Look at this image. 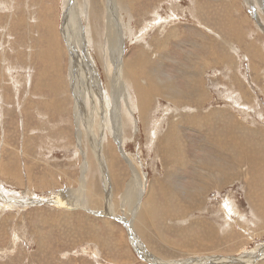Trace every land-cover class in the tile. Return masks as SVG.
Segmentation results:
<instances>
[{"label": "rangeland", "instance_id": "obj_1", "mask_svg": "<svg viewBox=\"0 0 264 264\" xmlns=\"http://www.w3.org/2000/svg\"><path fill=\"white\" fill-rule=\"evenodd\" d=\"M99 1L103 5L100 14L96 15L92 7L96 0H73L71 7L68 0H0V264H176L175 261L188 264L181 263L183 257H204L202 261L207 264H214V259H229L226 264H264V169L259 167H264V60L251 59L254 53L250 47L257 42L264 53V0ZM108 4L116 10L113 11L116 28L111 35L106 29ZM66 12L74 15L76 24L71 26L76 33L75 46L69 35H63L68 23ZM244 16L250 23L244 22L240 35L234 31L241 29L240 20ZM50 21L56 27L57 44L60 51L63 49V55L57 52V57L44 65L36 52L48 49L50 32L47 23ZM227 38H231L230 42ZM112 41L121 44L122 51L117 50L116 61L109 54ZM217 44L224 48V60H228L218 62L211 55L214 50L221 52ZM140 54L148 58L141 77L144 85L152 79L170 81L174 92L183 95L185 91L189 97L181 104L168 95L163 97L156 93L149 111L150 119H147L149 112L143 116L138 107L133 105L132 110L122 100L116 106L124 109L123 113L126 108L130 110L129 114L133 111L134 117L130 119L132 125L121 122L120 131L124 134L121 141L115 133L107 130L102 134L99 127H95L91 133L98 137L92 142L89 131L78 127L74 115L76 94L73 83L78 80L73 79V64L76 73L82 74L83 83L102 84L109 94L115 83H119L121 92L128 97L131 95L133 102L137 101L133 80L119 74L118 68L131 63L127 67L131 69L137 65L135 60ZM209 61L210 64L206 63ZM53 64L58 75L61 72L60 75L65 77L68 91L64 95L71 98V106L64 95L55 97L36 83L41 82L43 72L48 73L47 76L55 74ZM193 72L205 80L202 89L207 92L192 93L189 79L197 78ZM52 100H61V104L53 105ZM91 103L84 107L86 113L92 110ZM213 111L218 112V122L210 128L211 133L204 115ZM196 112L202 116L190 127L192 120L185 119ZM144 118L147 119L145 123ZM182 119L184 122L181 123ZM174 120L180 121L182 128L180 132L177 130L183 144L176 149L178 159H170L161 152L167 128ZM184 123L187 125H182ZM102 135L105 137L103 145L102 141L96 142ZM219 141L223 148L217 147ZM110 142L115 146L112 152ZM232 145L235 146L232 148ZM220 149H225V163L219 169L222 172H206L212 165H206L205 160L217 158ZM207 151H213L212 155ZM112 157L118 159L117 166L114 164L117 178L110 169L108 158ZM252 157L257 159L250 161ZM183 159L192 160L193 164H176ZM133 161L140 171L138 178L131 181ZM7 165L9 171L6 174L2 167ZM252 165L256 166L254 171L248 172ZM239 170L245 171L246 177ZM209 175L218 186L211 184ZM253 177L261 186L254 183ZM86 182L93 190L90 195L97 192L102 204L94 206L86 201L82 206L87 209L66 206L65 192L79 189ZM131 185L137 190L134 192L137 205L140 199L142 202L147 200L150 190L161 202L173 201L159 217L161 230L153 227L149 232L151 240L161 244L163 254L156 256L145 235L131 225L133 216L126 210L127 199L124 198ZM107 186L113 204L117 206L112 217L104 208L109 199ZM198 188L203 192H193ZM159 190L162 193H158ZM189 191V195L183 196L182 192ZM61 193V197L57 196ZM83 197L87 198L86 195ZM201 225L207 227L205 232L199 227ZM171 227L186 228L187 237L172 233ZM211 243L220 245L214 247ZM172 244L177 247L170 254ZM231 249L234 250L231 252ZM252 253L255 255L251 256ZM233 256L238 259L232 260ZM189 264L195 263L191 260Z\"/></svg>", "mask_w": 264, "mask_h": 264}, {"label": "bare ground", "instance_id": "obj_2", "mask_svg": "<svg viewBox=\"0 0 264 264\" xmlns=\"http://www.w3.org/2000/svg\"><path fill=\"white\" fill-rule=\"evenodd\" d=\"M13 1V0H12ZM73 0H68V2H69V5L68 6H70L71 5V2H72ZM104 0H102V2H103ZM116 1V0H115ZM118 1V0H117ZM123 2H127V1H129V2H132V3H135L137 0H122ZM244 1V0H243ZM77 2V1H76ZM245 2V1H244ZM128 4V3H127ZM253 4V3H252ZM102 5L103 4H101V2L99 1V0H96V2H95V4H94V6H92V7H94V13L96 14V15H98V14H100V11H101V9H102ZM115 5H116V2H115ZM122 5V4H121ZM73 6V5H72ZM78 6V5H77ZM108 7H106V9L108 10L107 11V21H106V29H107V34H112V33H114V29L116 28V24H115V19H116V16H115V14H114V10H113V7H112V5L111 4H108L107 5ZM116 6H118V5H116ZM128 6V5H127ZM126 6V7H127ZM71 7V6H70ZM135 8V5H134V7H133V9ZM92 9V8H91ZM119 9V8H118ZM74 11V10H73ZM116 11V10H115ZM67 12H69V11H67ZM67 12H66V18H65V20L67 19V28H66V26H65V28H64V30H63V32H64V34L63 35H69V37H70V39H71V43L73 44V42H74V44L76 45V33H75V30L72 28V26H71V24L73 23V25L75 26V20H73V14H71V12H70V14H67ZM93 14V13H92ZM117 14V13H116ZM119 14V13H118ZM117 14V15H118ZM73 15V16H72ZM246 16V15H245ZM244 16V18L242 19V20H240L241 21V26H240V30L239 29H237V30H235L234 32H236L237 34H240V33H243V31H242V29H243V24H244V22L245 21H247L248 23H250L249 21V19L248 18H246ZM76 17V16H75ZM118 19H119V17H117ZM117 19V20H118ZM221 22V21H220ZM219 22V23H220ZM124 23V22H123ZM48 24V30H49V32H50V38L48 39V49L45 51V50H43V51H39L38 52V54H37V52H36V56H38V55H40V58L42 59V62H43V64L45 65L46 63H47V61H53L52 59H54L55 58V56L57 57V52H59V55L61 56V55H63V49H62V51H60L59 50V44H57V40H58V33H57V30H56V27H55V25L53 26V22L52 21H50V22H48L47 23ZM247 24V23H246ZM79 26V25H78ZM222 26V25H221ZM251 27V26H250ZM125 28H126V26H125ZM221 29V28H220ZM235 29V28H234ZM258 32V31H257ZM228 34H231V32H228ZM116 35V34H115ZM241 35V34H240ZM239 35V36H240ZM107 36V35H106ZM105 36V37H106ZM244 36V35H243ZM229 37H230V35H229ZM238 37V36H237ZM111 38V37H110ZM113 38V37H112ZM224 38V37H223ZM223 38H221V39H223ZM239 38V37H238ZM264 38V37H263ZM262 38V39H263ZM228 39V38H227ZM229 39H231V38H229ZM228 39V40H229ZM232 39H233V37H232ZM235 39V38H234ZM227 40V41H228ZM236 41H237V38L235 39ZM240 40H242L241 39V37H240ZM232 41V40H231ZM113 43H111L110 44V46H111V52L109 51V54L111 53V57L110 58H112L114 61H116V59L118 58L117 56H119V55H116V53H118L117 52V50H120V51H122L121 50V44L119 45V43L118 42H116V41H112ZM229 42H230V40H229ZM242 42V41H241ZM241 42H240V44H241ZM244 42V41H243ZM252 43H254L253 41H252ZM257 43V42H256ZM252 44L250 47H252V51H253V53H254V56H252L251 57V59H253V60H256L257 58L258 59H260V61H262V60H264V53L261 51V49H260V46L259 45H257V44H259V43H257V44ZM73 44V45H74ZM198 44V43H197ZM74 45V46H75ZM118 45H119V47H118ZM201 45V44H200ZM249 45H250V43H249ZM80 46V45H79ZM109 46V47H110ZM199 46V45H198ZM203 47H204V45H202ZM247 46H248V44H247ZM70 47V46H69ZM72 47V46H71ZM105 47V46H104ZM107 47V46H106ZM202 47V48H203ZM207 47H209V46H206L205 48H207ZM55 48H56V50H55ZM79 48V47H78ZM216 48V47H215ZM217 48H219L220 50H221V52L220 53H217L215 50L213 51L214 52V54H211L212 56H214L215 57V59L218 61V62H222L223 60H224V58H225V56H226V52H225V50H224V48L220 45H218L217 44ZM145 49H147V48H145ZM72 50H73V48H72ZM81 50V49H80ZM203 50H205V49H203ZM74 52V51H73ZM80 52V51H79ZM205 53H207L206 51H204ZM56 53V54H55ZM104 53V52H103ZM81 54V53H80ZM83 54V53H82ZM119 54V53H118ZM211 56V57H212ZM210 57V58H211ZM76 58H77V60H78V57L76 56ZM58 60V59H57ZM225 60H228V59H225ZM224 60V61H225ZM74 61V60H73ZM136 62V64L137 65H135V66H132L131 67V69H128L127 67L131 64L130 62V64H126V67H124L123 68V66H120L118 69V73L119 74H121L122 73V75H124V76H126L127 78H129V79H132L133 80V82H132V84H133V86H134V88H135V94H136V99H137V101H133L132 102V99H133V97L130 95L129 97L124 93V92H121V86L120 85H118L119 83H115V85H114V89H113V91H111L112 93L111 94H109L108 92H106L105 90H103V86H102V84H101V86L98 84V83H96L95 82V84L92 82V81H85V83H83V76H82V74L80 73V72H78V73H76V71L74 70V64H73V70H72V74H73V79L75 80V82H76V80H78L77 81V83L75 84V83H73V86H74V89H75V94H76V106H75V110H74V115H75V117H76V121H77V123H78V127H82V129L84 130L85 128H87V131H89V135L91 136V141L92 142H94L95 141V139H96V136H94L91 132L93 131V130H95V127H99V130H101L102 131V134H103V131H107L108 130V132L110 131L112 134L113 133H115L117 136H118V139L120 140L121 139V137H123V132H121L120 131V125H121V122H125V124H127L128 122H129V124L130 125H132V121L130 120V119H132L134 116V113H133V111H131V113L129 114L128 112L130 111V110H127L128 108H126V110H125V112L123 113V110L124 109H121L120 108V106L118 107V106H116L117 105V103L118 102H121L122 100H125L126 101V104L129 106V108L130 109H132L133 110V105L135 106V107H138L140 110H141V113H142V115L143 116H145L149 111L151 112V106H152V104H153V99H154V97L157 95L156 93H159L158 95H160V94H163L164 96L163 97H165L166 95H168L167 97L169 98V96H170V98H174V101L175 102H179V103H183L184 104V101H186L185 99L186 98H188L187 96H186V93H185V91H183L184 93H183V95L181 94V93H176V92H174L172 89H171V86H173V83L172 82H166L165 80H163V82H159L157 79H152L151 81H150V83L148 84V85H144V83H142V81H141V77H142V75H143V73H144V66H146L147 64V62H148V58H145V56L143 55V54H140L138 57H137V60H135ZM134 63V64H135ZM206 63H208V64H210V61L209 62H206ZM76 67L78 66V61H76ZM208 64H206V66H208ZM54 65V67H53V71H54V73L56 74H50L51 76H47L48 75V73H46V72H43L42 74H41V76H40V78H41V82H36L37 84H38V86H44V88H47L52 94H54L55 95V97H58V95H59V97H61L62 95H64V93H66L67 91H68V84H67V82H66V84H65V82H64V80H63V78H65V77H63V75H60L61 74V72H59V75H58V72H57V68H56V66H55V64H53ZM95 65V64H94ZM49 66V65H48ZM155 65H153L152 67H151V69L154 67ZM80 67L82 68L83 67V65H80ZM260 67H261V65H260ZM49 68H51L50 66H49ZM52 69V68H51ZM58 69H60V65L58 64ZM130 70H132V71H130ZM80 71V70H79ZM49 72V71H48ZM113 72V71H112ZM196 72V71H195ZM204 72V71H203ZM264 72V71H263ZM112 74V73H111ZM193 74H194V76H196V73H194L193 72ZM91 75V74H90ZM235 75H236V73H235ZM58 76V77H57ZM201 75L199 74L198 76H196L197 78H190L189 79V81H190V89H191V91H192V93L193 94H195V95H197V94H199V93H201L202 91H205V92H207L205 89H202V88H204V85H205V80L204 79H202V78H199ZM47 77H49L48 79H46ZM55 77V78H54ZM109 77V76H108ZM145 77V76H144ZM100 79V78H99ZM98 79V80H99ZM122 79V78H121ZM170 79V78H169ZM115 80H116V78H115ZM39 81V80H38ZM100 81V80H99ZM102 82V81H101ZM115 82V81H114ZM113 82V83H114ZM123 82V81H122ZM202 82H203V84H202ZM124 83V82H123ZM122 83V84H123ZM111 84V83H110ZM258 84V83H257ZM259 85V84H258ZM92 86V87H91ZM102 87V88H101ZM111 87V86H110ZM188 87V88H189ZM176 90H178L177 88H176ZM124 91V90H123ZM181 92V91H180ZM89 93H91V97L89 96ZM127 93V92H126ZM131 94V93H130ZM207 94V93H206ZM65 96V95H64ZM206 96V95H205ZM204 96V97H205ZM242 96V95H241ZM183 98V99H182ZM191 98V97H190ZM203 97H201L200 99H202ZM241 98V97H240ZM195 99V98H194ZM208 99V98H207ZM65 100L69 103V106H71L72 105V101H71V98L69 97V96H65ZM134 100V99H133ZM204 101V100H203ZM252 101H253V99H252ZM90 102H93V104H92V110L88 113H86L85 111H84V107H86L87 106V104L88 103H90ZM50 103L51 104H53V105H60L61 104V100H52V101H50ZM188 103H190V101H189V99H187V104ZM186 104V105H187ZM119 105V104H118ZM127 106V107H128ZM89 108V107H88ZM193 108H195V107H193ZM215 108V107H214ZM74 109V108H73ZM91 109V106H90V108H89V110ZM196 109V108H195ZM217 109V108H216ZM88 110V111H89ZM212 110H213V108H212ZM119 112L122 114V116L119 114ZM150 112H149V115H148V117H147V119L149 118L150 119ZM217 113L218 112H216V111H213V112H210L209 114H207L206 113V115H204V117H205V123H206V125L208 126V128H209V130H210V128H212V127H214L215 125H216V123L215 122H218V120H217ZM222 114H223V112H221ZM220 113V114H221ZM64 114V113H63ZM72 116V115H71ZM142 116V117H143ZM201 114L199 113V112H196V115H190V116H188L186 119H185V121L186 120H192V121H190V124H189V126L190 127H193V126H195L196 125V122H195V119H197V120H199L200 118H201ZM220 116V115H219ZM152 118V117H151ZM232 118H234V117H232ZM147 119L146 118H144V123H145V121H147ZM70 120V119H69ZM217 120V121H216ZM222 120V119H221ZM232 120V119H231ZM71 121V120H70ZM73 121V120H72ZM228 121H229V119H228ZM240 121V120H239ZM182 122H184V120L182 119L181 120V123ZM200 122V121H199ZM224 122V121H223ZM225 122H226V120H225ZM231 122V121H230ZM70 123V122H69ZM143 123V122H142ZM181 123H180V121L178 122V121H176V120H174V121H172L171 122V126H170V128L168 127L167 128V131H166V133H165V136H164V138H163V148H162V153H163V156L165 155V156H168V157H170V159L171 158H174V157H176V154H175V152H176V149L180 146V145H183L182 144V142H181V138H180V133H177V130H178V132H180L181 131ZM202 123H204L203 122V120H202ZM72 124V123H71ZM222 124V123H221ZM182 125H187V124H182ZM205 125V124H204ZM241 125V124H240ZM72 126V125H71ZM203 126V125H202ZM124 127V126H123ZM135 127V126H134ZM206 127V126H205ZM204 127V128H205ZM220 127V126H219ZM223 127V126H222ZM227 128V127H226ZM122 129V128H121ZM202 129V128H201ZM217 129H219V128H217ZM199 130H200V127H199ZM234 130V129H233ZM211 131V130H210ZM220 131V130H219ZM208 132V131H207ZM222 132V131H221ZM241 132V131H240ZM76 133V132H75ZM96 133V132H95ZM211 133H212V131H211ZM210 133V134H211ZM204 134H205V132H204ZM221 133H219V135H220ZM212 135V134H211ZM209 136V135H208ZM232 136H233V132H232ZM68 137H70V136H68ZM83 137V136H82ZM98 137V136H97ZM207 137V136H206ZM210 137V136H209ZM104 135H102L100 138H97V140H96V142H101L102 141V145H103V142H105L104 141ZM214 138V137H213ZM125 139V138H124ZM205 139H207V138H205ZM204 139V140H205ZM217 139V138H216ZM216 139H214V140H216ZM225 139V138H224ZM208 140V139H207ZM210 140V139H209ZM208 140V141H209ZM83 141V140H82ZM90 141V140H89ZM121 141V140H120ZM212 141V140H211ZM82 143V142H81ZM89 143V142H88ZM212 143V142H211ZM90 144V143H89ZM109 144H112L111 142L109 143ZM124 144V143H123ZM97 145V144H96ZM121 145H122V143H121ZM218 145V146H217ZM216 146L217 147H219L220 145H221V143H220V141L218 142V144H217ZM225 145H228L227 143L225 144ZM105 146V145H104ZM110 146V151L112 152L113 150H115V146H113V144L112 145H109ZM204 146V145H203ZM235 145H232V148L234 147ZM96 147V146H95ZM243 147V146H242ZM88 148V147H87ZM202 148V147H201ZM204 148V147H203ZM202 148V149H203ZM221 148H223V146L221 145ZM224 148H225V146H224ZM231 148V147H230ZM119 149V148H118ZM225 149H227V148H225ZM225 149H220V153H218V154H216L218 157L215 159H213L212 157L210 158V159H208V160H205V162H206V165L208 164V163H210L211 165H212V167L210 166V168H207V171L205 170V169H202V168H199V170L200 169H202V171H206V172H208V173H210V172H222V170H219V169H221V167H222V164L223 163H225V160H224V156H225V154H224V150ZM28 150V149H27ZM122 150H123V148H122ZM185 150V149H184ZM183 150V151H184ZM204 150V149H203ZM101 151V150H100ZM124 151V150H123ZM234 151H237V150H234ZM23 152H25V151H23ZM96 152V151H95ZM188 152V151H187ZM227 152H229V151H227ZM102 153V152H101ZM207 153H209L210 154V156L212 155V153H213V151H212V153H210V151H207ZM29 154V153H28ZM84 154H86L87 155V152H85L84 151ZM185 154V153H184ZM181 155V154H180ZM185 155H189V154H185ZM234 155H235V153H234ZM11 156V155H10ZM83 156V155H82ZM163 156H162V158H163ZM183 156V155H182ZM181 156V157H182ZM190 156V155H189ZM209 156V157H210ZM214 156V155H213ZM28 157V156H27ZM115 157V156H114ZM114 157H112V158H108V160L111 162V167H110V169H111V171H112V173H113V176L114 177H118L117 175H116V173H117V169H116V167H115V162H117L118 161V159H116V158H114ZM23 158V157H22ZM30 158V157H29ZM102 158L103 159H105V156H103L102 155ZM165 158V157H164ZM163 158V159H164ZM177 159H178V157H176ZM176 158H174V159H176ZM204 158V157H203ZM16 159H19V158H16ZM88 159H89V157H88ZM100 159V158H99ZM168 160H170L169 158H167ZM197 159H199V158H197ZM219 159V160H218ZM255 159H257L256 157H252V158H250V161L251 160H255ZM21 160V159H20ZM24 160V159H23ZM173 160V159H172ZM194 160V159H193ZM8 161V160H7ZM6 161V162H7ZM179 161H180V159H179ZM192 161V160H191ZM189 162V161H187V160H185V159H183V161L182 162H177L176 164H178V165H182V164H188L189 165V163H192V162ZM194 161H196V160H194ZM201 161V160H200ZM1 162V161H0ZM134 162V161H133ZM173 162V161H172ZM198 162V161H197ZM197 162H196V164H197ZM132 163V162H131ZM252 163V162H251ZM250 163V164H251ZM12 164V163H11ZM20 164V163H19ZM115 164V165H114ZM163 164V163H162ZM172 164V163H171ZM170 164V165H171ZM193 164V163H192ZM200 164V163H199ZM204 164V163H203ZM42 165V164H41ZM205 165V164H204ZM234 165V164H233ZM117 166V165H116ZM132 166V165H131ZM168 166V165H167ZM183 166V165H182ZM198 166H202V165H198ZM9 168V166L7 165V166H4V167H2V168H4L3 169V171H4V173H8V172H6V171H9L8 170V168ZM11 167V166H10ZM105 167V166H104ZM237 167H239V166H237ZM250 167V166H249ZM256 166L255 165H252V167H250V168H248L247 170H248V172H250V170L251 171H254V168H255ZM261 169H264V167L263 166H259ZM18 168V167H17ZM133 168H134V174L132 175V179H131V181H133V180H135V179H137L138 178V175H139V171H140V169H139V167H138V164L136 163V162H134V164H133ZM1 169V168H0ZM11 169H13V168H11ZM10 169V170H11ZM21 169V168H20ZM23 169V168H22ZM105 169V168H104ZM196 169H198V168H196ZM239 169V168H238ZM246 170V169H245ZM0 171H2V170H0ZM15 171V170H14ZM193 171V170H192ZM261 171V170H260ZM260 171H259V173H260ZM12 172V171H11ZM10 172V174H12ZM20 172V171H19ZM29 172V171H28ZM43 172V171H42ZM166 172V171H165ZM164 172V173H165ZM199 172V171H198ZM237 172V171H236ZM239 172L243 175V176H245L246 177V175H245V171H243V170H239ZM14 173V172H13ZM22 173H24V172H22ZM30 173V172H29ZM32 173V172H31ZM176 173V172H175ZM174 173V174H175ZM201 173V172H200ZM203 173V172H202ZM205 173V172H204ZM253 175H255V173H253V172H251ZM251 173H249V174H251ZM115 174V175H114ZM173 174V175H174ZM206 174V173H205ZM261 174V173H260ZM3 175V174H2ZM19 175H21V172H20V174ZM264 175V174H263ZM17 176V175H16ZM106 176H107V173L105 174V178H106ZM169 175H167V177H168ZM206 176H207V174H206ZM212 176H215V175H213L212 174ZM212 176H210L209 175V181L211 182V184L215 187V186H218L217 184H216V180L215 179H213L212 178ZM237 176V175H236ZM249 176H251V175H248V177ZM258 176V175H257ZM30 177V176H29ZM37 177V176H36ZM112 177V176H111ZM166 177V176H165ZM193 177V176H192ZM205 177V176H204ZM14 178H16V177H14ZM18 178V177H17ZM20 178V177H19ZM31 178V177H30ZM72 178V177H71ZM88 178V177H87ZM203 178V177H202ZM215 178H216V176H215ZM250 178V177H249ZM163 179V178H162ZM248 179V178H247ZM252 179H254V183L256 182V183H259L258 182V179L256 180L254 177L252 178ZM262 178H260L259 180H261ZM264 179V178H263ZM14 180V179H13ZM19 180V179H18ZM88 180V179H87ZM163 180H165V179H163ZM189 180V179H188ZM249 180V179H248ZM15 181V180H14ZM13 181V182H14ZM23 181V180H22ZM113 181V180H112ZM219 181V180H218ZM253 181V180H252ZM263 181V180H262ZM9 182H11V181H9ZM43 182V181H42ZM41 182V183H42ZM70 182V181H69ZM108 182V181H107ZM115 182H117V181H115ZM245 182V181H244ZM249 182V181H248ZM16 183V182H15ZM47 183V182H46ZM46 183H45V185H46ZM83 183V182H82ZM243 183V182H242ZM253 183V182H252ZM16 184H19V183H16ZM29 184H30V182H29ZM81 184V183H80ZM79 184V185H80ZM116 184V183H115ZM208 184V183H207ZM210 184V185H211ZM260 184V183H259ZM259 184H256V185H258L259 186ZM22 185V184H21ZM25 185V184H24ZM31 185V184H30ZM106 185H110V183H107ZM118 185V184H117ZM159 185H161V184H159ZM205 185H206V182H205ZM251 185V184H250ZM43 186V185H42ZM82 187L81 188H79V189H71V190H69V191H67V192H65V194H64V196H63V200L64 201H66L65 202V205L66 206H68V207H71V208H74V207H81V208H84L83 206H82V204L83 203H85L86 201H88V203H90V204H92V205H94V206H98V205H100V204H102V198H101V196H99V194L97 193V192H93V195H90V192H92L93 190H91L90 189V187H89V182H86L84 185L82 184L81 185ZM161 186H163V185H161ZM160 186V187H161ZM252 186V185H251ZM260 186H261V184H260ZM262 186H264V184L262 185ZM48 187V186H47ZM80 187V186H79ZM114 187V186H113ZM132 187V185L129 187L130 188V190H129V188L126 190L127 192H126V194L123 196L125 199H127V203H125L126 204V210H128L130 213L129 214H132V216H133V224H131V225H133V228H135L137 231H139V232H141L142 233V235L144 234L145 235V237H146V239H147V241H149L148 242V245L150 246V247H152V250L155 252V253H157L156 254V256L158 255V253L159 254H163L162 253V250H160L161 249V244L160 243H158L157 241H154V240H151V237H152V235H150V231H153V227H158V230H161V224H160V219H159V217L162 215V212H163V210L166 208V207H171L172 206V202L173 201H171L170 199L169 200H166L165 202H161V201H159L158 199H156V195L154 194L153 195V193H151L150 191H147V192H149L148 193V195L146 196V198H147V200H145V201H143L142 202V199H140V203L137 205V199H136V191H135V189L134 188H131ZM144 187V186H143ZM143 187H142V189H143ZM164 187H165V185H164ZM184 187V186H183ZM206 187V186H205ZM253 187V186H252ZM43 188H44V186H43ZM185 188H187V187H185ZM189 188V187H188ZM220 188V187H219ZM184 189V188H183ZM182 189V190H183ZM249 189H250V187H249ZM257 189H258V187H257ZM256 189V190H257ZM106 191H107V193L109 194V192H111V190H110V188H109V186H107V189H105ZM187 190V189H186ZM262 190V189H261ZM260 190V191H261ZM116 191V190H115ZM140 191V190H139ZM263 191V190H262ZM81 192V193H80ZM135 192V193H134ZM159 192H161L160 190L158 191V193ZM193 192H198V193H202L203 192V190H199V188H198V190H193ZM205 192H206V190H205ZM255 192V191H254ZM162 193V192H161ZM262 193V192H261ZM260 193V194H261ZM165 194V193H164ZM180 194V193H179ZM182 194H183V196H186V195H189L190 194V191L189 192H182ZM250 194V193H249ZM86 195V197L87 198H85V197H83V196H85ZM101 195V194H100ZM163 195V194H162ZM262 195V194H261ZM260 195V196H261ZM53 196V195H52ZM52 196H50V197H52ZM57 196H59V197H61L62 196V193L61 194H59V195H57ZM105 196V195H104ZM111 195L109 194V199H107L106 201H105V207H104V203H103V207L104 208H106V210H107V212H108V214H111V215H114V214H116V207H115V205L113 204V200H112V198L110 197ZM161 196V195H160ZM159 196V197H160ZM262 197V196H261ZM50 200V199H49ZM59 201H61L60 199H58ZM158 200V201H157ZM163 200V199H162ZM32 201H35V200H32ZM176 201V200H175ZM197 201H198V199H197ZM200 201V200H199ZM104 202V201H103ZM115 202V201H114ZM189 201H187V203H188ZM260 202V201H259ZM258 202V203H259ZM164 203V204H163ZM179 203V202H178ZM87 204V203H86ZM181 204H183V203H181ZM194 204V203H193ZM209 204V203H208ZM252 204V203H251ZM9 205V204H8ZM20 205V204H19ZM132 205H135L136 207H132ZM166 205H168V206H166ZM173 205H175V204H173ZM187 206V205H186ZM189 206V205H188ZM207 206V205H206ZM257 208V207H256ZM262 209H263V207H261ZM84 209H87V208H84ZM103 209V208H102ZM173 209H174V207H173ZM185 209V208H184ZM202 209V208H201ZM254 209V208H253ZM258 209V208H257ZM105 210V211H106ZM176 210V209H175ZM209 210V209H208ZM122 211H125V208H122ZM179 211V210H178ZM261 211V210H260ZM115 212V213H114ZM181 212V211H180ZM262 212H264V211H262ZM105 213V212H104ZM257 213V212H256ZM128 214V215H129ZM186 214H188V213H186ZM190 214V213H189ZM260 214H261V212H260ZM112 217V216H111ZM110 217V218H111ZM182 217V216H181ZM161 218V217H160ZM172 218H175V217H172ZM203 218V217H202ZM169 219V218H168ZM200 219V218H199ZM162 220V219H161ZM201 220V219H200ZM204 221H205V219H204ZM3 223V222H2ZM197 224V223H196ZM200 224H202V223H199L198 225H200ZM208 224V223H207ZM157 225V226H156ZM166 225V224H165ZM193 225V224H192ZM210 225H213V224H210ZM51 226V225H50ZM207 226H209V224L207 225ZM214 226V225H213ZM192 227V226H191ZM200 228H204V225H201V226H199ZM229 227V226H228ZM160 228V229H159ZM206 229H207V227H205ZM205 228L203 229L204 230V232H205ZM132 229V228H131ZM130 229V230H131ZM135 229H133V230H135ZM232 229V228H231ZM168 230V229H167ZM192 230V229H191ZM216 230V229H215ZM238 230V229H237ZM211 231V230H210ZM132 232V231H131ZM136 232V231H135ZM158 232V231H157ZM171 232L172 233H174V234H176V235H182V236H184L185 238L187 237V230H186V228L185 229H181V228H175V229H172V227H171ZM235 232V231H234ZM203 233V232H202ZM159 234V233H158ZM206 234V233H205ZM228 234V233H227ZM236 234V233H235ZM234 234V235H235ZM143 235V236H144ZM204 235V234H203ZM231 235V234H230ZM238 235V234H237ZM103 236V235H102ZM123 236V235H122ZM247 236V235H246ZM199 237V236H198ZM203 237H205V236H203ZM218 237V236H217ZM144 238V237H143ZM165 238V237H164ZM177 238V237H176ZM179 238V237H178ZM207 238V237H206ZM220 238V237H219ZM145 239V238H144ZM225 239V238H224ZM240 239V238H239ZM84 240V239H83ZM183 240V239H182ZM212 240V239H211ZM236 240V239H235ZM146 241V240H145ZM185 241V240H184ZM184 241H183V243H184ZM203 241V240H202ZM215 241V240H214ZM217 241V240H216ZM225 241V240H224ZM228 241V240H227ZM232 241V240H231ZM168 242V241H167ZM182 243V244H183ZM231 243V242H230ZM235 243V242H234ZM243 243V242H242ZM244 243H245V241H244ZM243 243V244H244ZM151 244V245H150ZM166 244H168V243H166ZM203 244V243H202ZM212 244V246H214V247H218L220 244H213V243H211ZM196 245V244H195ZM194 245V246H195ZM239 245H241V244H239ZM110 247V246H109ZM171 248H170V254H172L173 253V251H175L176 249V245H174V244H172V246H170ZM227 247V246H226ZM231 247V246H230ZM233 247V246H232ZM189 248H191V247H189ZM203 248V247H202ZM202 248L200 249V250H202ZM207 248V247H206ZM221 248V247H220ZM236 248V247H235ZM172 249V250H171ZM178 249V248H177ZM180 250H181V248H179ZM208 249V248H207ZM209 250V249H208ZM216 250V249H215ZM226 250V249H225ZM234 249H231V252L233 251ZM237 250V249H236ZM106 251V250H105ZM167 251H169V250H167ZM191 251V250H190ZM197 251V250H196ZM203 251V250H202ZM207 251V250H206ZM219 251H221V250H219ZM228 251V250H227ZM185 252H189V251H185ZM208 252V251H207ZM230 252V253H231ZM181 253H182V250H181ZM203 253H205V252H203ZM217 253V252H216ZM223 253V252H222ZM226 253V252H225ZM246 253V252H245ZM184 254V253H183ZM205 255V254H204ZM245 254H243V256H244ZM253 255H255L254 253H252L251 254V256H253ZM232 256V255H231ZM154 258L155 259H159V257L157 258V257H155V255H154ZM183 258H185V259H183L184 261H181V263H184V262H188V264L189 263H191V260L192 261H194V263L195 264H207V263H205L204 261H202V259L204 258V257H198V258H188V257H183ZM211 258V257H210ZM182 259V258H181ZM209 259V258H208ZM213 259V258H212ZM235 259H238V257L237 256H233V258H232V260H235ZM206 260V259H205ZM227 260H229V259H226V260H215L214 259V264H226V262H227ZM179 261V260H178ZM208 262V261H207ZM263 262V261H262ZM175 263L176 264H180V263H177V261H175ZM163 264H166V263H163Z\"/></svg>", "mask_w": 264, "mask_h": 264}, {"label": "water", "instance_id": "obj_3", "mask_svg": "<svg viewBox=\"0 0 264 264\" xmlns=\"http://www.w3.org/2000/svg\"><path fill=\"white\" fill-rule=\"evenodd\" d=\"M107 215H109V216H114V215H111V214H107Z\"/></svg>", "mask_w": 264, "mask_h": 264}]
</instances>
